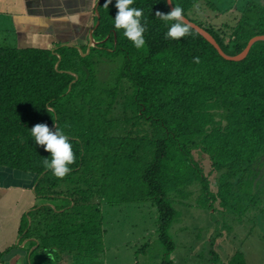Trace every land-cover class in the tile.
Instances as JSON below:
<instances>
[{
  "label": "trees",
  "instance_id": "16d2710c",
  "mask_svg": "<svg viewBox=\"0 0 264 264\" xmlns=\"http://www.w3.org/2000/svg\"><path fill=\"white\" fill-rule=\"evenodd\" d=\"M216 1L171 6L182 7L227 56L264 35V0H232L224 11ZM105 3L97 5L95 45L84 56L86 45L0 47V166L34 175L37 197L65 201L34 209L28 234L52 256L83 261L103 254L101 204L150 200L157 239L169 253L171 196L183 198L195 184L224 199V189L245 175H264V42L253 43L239 62L225 61L192 29L166 38L174 21L155 17L169 12L165 0H134L147 27L137 49L114 27L116 0ZM198 12L213 15L203 21ZM37 123L53 131L58 125L70 139L75 163L63 178L43 165L50 153L31 136ZM201 155L209 159L207 178L215 174L211 193Z\"/></svg>",
  "mask_w": 264,
  "mask_h": 264
},
{
  "label": "rangeland",
  "instance_id": "374dc122",
  "mask_svg": "<svg viewBox=\"0 0 264 264\" xmlns=\"http://www.w3.org/2000/svg\"><path fill=\"white\" fill-rule=\"evenodd\" d=\"M231 1L218 0L215 6L224 11ZM198 14L203 21L213 15ZM82 21L78 18L69 25L61 22L54 24V28L45 23L43 28L56 32L51 41L46 35L40 37V46L49 49L54 44L81 45L79 41L83 40L85 33ZM14 45L12 34L4 35L0 30V47ZM201 156L203 158L197 161L207 178L209 159L206 155ZM214 175L207 178L210 193L214 190ZM260 179H252L251 173L245 175L236 186L224 189V199L217 195L211 199L195 184L187 188L183 198L171 196L168 203L175 214L165 232L173 245L169 253L157 239L156 213L150 200L130 199L122 204H101L103 228L109 231L111 227L113 240L123 243L120 246L123 254L120 256L119 251L117 254L103 252L100 260L72 258L73 264H105V257L109 264H264V175ZM259 188L262 189L259 191ZM220 193L224 196L223 191Z\"/></svg>",
  "mask_w": 264,
  "mask_h": 264
},
{
  "label": "crops",
  "instance_id": "0c3cea01",
  "mask_svg": "<svg viewBox=\"0 0 264 264\" xmlns=\"http://www.w3.org/2000/svg\"><path fill=\"white\" fill-rule=\"evenodd\" d=\"M97 0H0V30L13 36L16 48H41L40 37L52 40L56 30L43 28L82 18L85 29L81 45L87 44V35L93 24ZM95 23V22H94ZM47 33V34H45ZM55 45V44H54ZM35 176L19 170L0 166V264H73L67 254L52 256L50 251L38 248V241L28 234L31 212L40 206H63L59 197L48 201L34 192ZM62 211V210H60ZM104 229L103 252L123 254L122 242H115L111 227ZM125 249L130 247L125 246ZM133 248V246H132ZM104 254V256H105ZM54 260V261H53ZM105 264H109L105 257ZM111 264V263H110Z\"/></svg>",
  "mask_w": 264,
  "mask_h": 264
},
{
  "label": "clouds",
  "instance_id": "9594fccd",
  "mask_svg": "<svg viewBox=\"0 0 264 264\" xmlns=\"http://www.w3.org/2000/svg\"><path fill=\"white\" fill-rule=\"evenodd\" d=\"M112 3V0H106L105 8ZM134 0H116V14L114 18V27L122 29L123 35L131 41L137 49L145 46L144 33L147 31L146 24L141 23L143 10L131 7ZM171 3V0H169ZM155 17L161 21H174L168 27L166 38L179 39L190 33L191 25L184 18V10L178 5H174L172 10L167 14L157 11ZM199 63V58L193 60ZM55 131L49 128L45 123L35 124L31 130V136L37 146H43L44 151L50 153V159L44 158L43 165L46 169L51 170L52 174L57 178L65 177L70 171L69 165L75 163V155L72 151L70 139L62 129L55 125Z\"/></svg>",
  "mask_w": 264,
  "mask_h": 264
},
{
  "label": "water",
  "instance_id": "95a60500",
  "mask_svg": "<svg viewBox=\"0 0 264 264\" xmlns=\"http://www.w3.org/2000/svg\"><path fill=\"white\" fill-rule=\"evenodd\" d=\"M99 2H100V0H97L96 7H97ZM165 2H166L168 10L170 12L172 10L171 3H169V0H165ZM94 16L96 18V21H95L94 25L92 26L91 30L88 32L86 50H85L84 54H81V56H84L88 52L89 47H92L95 45V42L92 39L91 33H92V30L98 25V13H97L96 8L94 9ZM185 20L191 25L190 29H192L200 37H202L216 51L218 56L225 61L239 62L246 56L250 46L253 43L258 42V41L264 42V35L254 36L247 41L245 47L238 54H236L234 56H227L220 50L218 45L215 43V41L212 39V37L208 33H206L203 29H201L197 25L188 21L186 18H185Z\"/></svg>",
  "mask_w": 264,
  "mask_h": 264
}]
</instances>
